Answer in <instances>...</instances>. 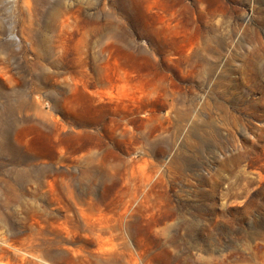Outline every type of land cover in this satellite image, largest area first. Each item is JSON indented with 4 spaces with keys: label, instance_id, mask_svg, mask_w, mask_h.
<instances>
[{
    "label": "rangeland",
    "instance_id": "374dc122",
    "mask_svg": "<svg viewBox=\"0 0 264 264\" xmlns=\"http://www.w3.org/2000/svg\"><path fill=\"white\" fill-rule=\"evenodd\" d=\"M56 1L0 0V264H264V0Z\"/></svg>",
    "mask_w": 264,
    "mask_h": 264
},
{
    "label": "bare ground",
    "instance_id": "6f19581e",
    "mask_svg": "<svg viewBox=\"0 0 264 264\" xmlns=\"http://www.w3.org/2000/svg\"><path fill=\"white\" fill-rule=\"evenodd\" d=\"M26 6H28L29 0H25ZM51 15L56 17L62 25L69 23L70 18L77 17V10H73L70 7H61V0L55 2L54 7L49 11ZM88 22V20H84Z\"/></svg>",
    "mask_w": 264,
    "mask_h": 264
}]
</instances>
